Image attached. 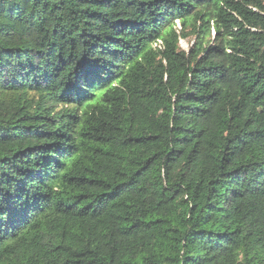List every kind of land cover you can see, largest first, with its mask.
Segmentation results:
<instances>
[{"label": "trees", "instance_id": "trees-1", "mask_svg": "<svg viewBox=\"0 0 264 264\" xmlns=\"http://www.w3.org/2000/svg\"><path fill=\"white\" fill-rule=\"evenodd\" d=\"M0 264H264V0H0Z\"/></svg>", "mask_w": 264, "mask_h": 264}, {"label": "rangeland", "instance_id": "rangeland-1", "mask_svg": "<svg viewBox=\"0 0 264 264\" xmlns=\"http://www.w3.org/2000/svg\"><path fill=\"white\" fill-rule=\"evenodd\" d=\"M175 25H178V23L175 21ZM191 43H194V39H190V41L189 42H187V41H185V40H181L180 42H179V45H180V48L182 49V50H187L189 47H190V45H191Z\"/></svg>", "mask_w": 264, "mask_h": 264}]
</instances>
